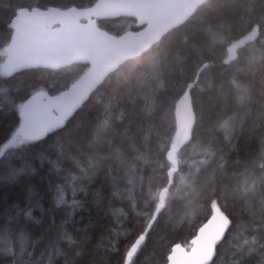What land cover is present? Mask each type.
<instances>
[{
	"label": "trees",
	"instance_id": "trees-1",
	"mask_svg": "<svg viewBox=\"0 0 264 264\" xmlns=\"http://www.w3.org/2000/svg\"><path fill=\"white\" fill-rule=\"evenodd\" d=\"M96 1L0 0V264H167L215 210L229 226L212 264H264V0L204 3L110 74L62 130L10 144L28 98L88 68L5 76L16 12ZM98 25L139 29L126 16ZM189 87L195 122L173 170Z\"/></svg>",
	"mask_w": 264,
	"mask_h": 264
},
{
	"label": "water",
	"instance_id": "water-1",
	"mask_svg": "<svg viewBox=\"0 0 264 264\" xmlns=\"http://www.w3.org/2000/svg\"><path fill=\"white\" fill-rule=\"evenodd\" d=\"M208 1L97 0L86 8L19 9L10 23L12 37L1 67L5 76L35 68L58 70L74 63L88 68L67 89L57 94L40 91L28 98L10 144L18 137L40 141L62 130L110 74L149 51ZM124 16L135 18L139 29L117 36L98 25V20ZM190 89L178 103L177 118L191 127L195 112ZM228 226V219L215 210L200 226L189 249L180 244L173 247L167 264H212Z\"/></svg>",
	"mask_w": 264,
	"mask_h": 264
},
{
	"label": "rangeland",
	"instance_id": "rangeland-1",
	"mask_svg": "<svg viewBox=\"0 0 264 264\" xmlns=\"http://www.w3.org/2000/svg\"><path fill=\"white\" fill-rule=\"evenodd\" d=\"M191 128L181 122L178 123L177 125V132L172 144V149L170 152V160L173 164V170H176L177 167V152L178 150L186 143L190 140L191 138ZM21 140L20 139H15V141L11 144V145H16L18 143H20ZM166 195L163 196L162 201L160 203V208L163 206L164 204V199H165Z\"/></svg>",
	"mask_w": 264,
	"mask_h": 264
}]
</instances>
